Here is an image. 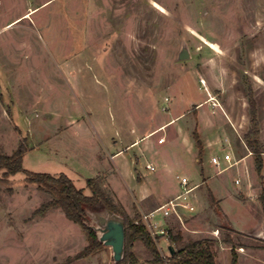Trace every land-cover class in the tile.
I'll use <instances>...</instances> for the list:
<instances>
[{"label":"rangeland","instance_id":"rangeland-1","mask_svg":"<svg viewBox=\"0 0 264 264\" xmlns=\"http://www.w3.org/2000/svg\"><path fill=\"white\" fill-rule=\"evenodd\" d=\"M183 49L189 58L179 60ZM250 95L264 151V0H0V153L23 145L24 170L65 174L85 195L86 180L97 179L113 204L158 236L163 257L211 238L219 264H230L221 243L229 236L239 264H264L247 250L263 244L264 214L237 198L244 171L206 167L227 151L242 155ZM240 164H252L254 180L253 156ZM176 175L198 186L196 212L157 214L165 233L155 235L142 217L177 194ZM24 178L0 183V264H115L104 245L75 259L90 237L60 209L34 216L50 197ZM211 190L228 224L246 233L221 229ZM87 224L96 226L90 216ZM133 251L146 261L140 242Z\"/></svg>","mask_w":264,"mask_h":264},{"label":"trees","instance_id":"trees-1","mask_svg":"<svg viewBox=\"0 0 264 264\" xmlns=\"http://www.w3.org/2000/svg\"><path fill=\"white\" fill-rule=\"evenodd\" d=\"M248 104L250 127L243 139L247 150L253 156L255 172L260 179L261 192L258 201L264 213V182L261 177L264 151L259 141L260 130L258 128L255 101L251 95L249 96ZM194 138H196L198 156L201 157L203 155L202 146L195 134ZM25 153L26 148L23 145H19L10 156L0 153V183H7L8 177L15 174H23L27 183L35 185L39 191L50 197L49 201L43 203L34 211V216L43 217L49 211L60 209L66 219L79 225L85 231L91 239L90 246L82 254L76 256L75 259L82 258L102 247V244L97 241L94 230L86 224L88 221L87 214L107 209L121 216L124 220V255L119 264H219L216 252L218 243L211 238L188 240L182 243L181 247L172 251L169 256L163 257L157 247L156 241L158 238H153L150 235L137 214L132 219L121 208L113 204L111 199L100 188L97 179L89 178L86 180V188L89 190L90 195H85L83 189H78L65 174L61 173L58 176H53L24 170L22 162ZM201 174L202 172L200 171ZM208 199L212 207L219 209L216 200H214L210 192L208 193ZM221 229L226 230L228 233L231 232V229L228 228L221 227ZM169 239L174 245L182 242L181 236H173L171 233ZM259 241L264 244L263 241ZM136 242H140L145 248L147 252L146 261H141L133 251ZM221 243L230 247V264H237L238 256L233 247V240L229 236H225Z\"/></svg>","mask_w":264,"mask_h":264},{"label":"built area","instance_id":"built-area-1","mask_svg":"<svg viewBox=\"0 0 264 264\" xmlns=\"http://www.w3.org/2000/svg\"><path fill=\"white\" fill-rule=\"evenodd\" d=\"M210 163L218 169V173L233 167L235 164L232 161L231 154L229 153L224 154L223 158L212 157L210 159ZM223 163L225 164L222 167ZM146 169L153 170L154 168L150 165H147ZM175 179L179 187L177 194L160 205L156 210L142 217V219L149 224L148 226L150 228L152 227L153 229H156L155 235H161L165 233L164 230H158L157 228V214L161 215L162 220L168 218L181 220L182 214H194L196 212V203L194 201L193 191L196 190L198 186L192 185L190 180L185 176L177 175ZM237 183L238 181H236V184ZM149 233L153 238H158V236H154V234H152L150 231Z\"/></svg>","mask_w":264,"mask_h":264},{"label":"water","instance_id":"water-1","mask_svg":"<svg viewBox=\"0 0 264 264\" xmlns=\"http://www.w3.org/2000/svg\"><path fill=\"white\" fill-rule=\"evenodd\" d=\"M189 58L188 52L183 49L179 56V60H186ZM218 211L220 218L223 220V228L231 229L225 216ZM88 217H92L96 223L95 227L89 226L96 233L97 241L107 246L112 251V258L115 264H118L123 259L124 255V220L121 216L105 209L100 212H90ZM258 239L264 242V227L260 234L257 235ZM172 253V251H170Z\"/></svg>","mask_w":264,"mask_h":264},{"label":"crops","instance_id":"crops-1","mask_svg":"<svg viewBox=\"0 0 264 264\" xmlns=\"http://www.w3.org/2000/svg\"><path fill=\"white\" fill-rule=\"evenodd\" d=\"M225 143H226V141H225ZM225 145V149H226V151L228 150V149H231V145H229V142H228V144H224ZM242 148L244 149V150H242L241 152H242V155L240 156V157H238V158H233L232 157V159H233V162L235 163L234 165H233V167L235 168V167H237L238 168V171H240V169H241V171L243 170L244 171V174H245V186L244 185H242V187L240 188V190L239 191H241L242 193H243V195H244V198L243 199H240L239 197H237L240 201H242V200H246V199H252V201H255V202H257L258 203V206L261 208V205H260V203H259V201H258V197H259V191H260V186L257 184V183H259L260 182V179H259V177H258V175L256 174V172H255V166H254V164H253V169H254V173L256 174V178L255 179H257V180H249L248 179V177H247V170H248V173H249V170H251V166H252V164H240V163H242L243 161H245V160H247V159H251V153L247 150V148H246V146H245V144H244V142H242ZM206 147H208V146H206ZM206 147H205V149H206ZM210 147H213V148H211V149H213L212 150V152L213 151H216V150H218L219 148L221 149V147L219 146V144H216L215 146H210ZM223 150V149H222ZM224 151V150H223ZM227 153H229L228 151H227ZM224 154H226V152L224 153ZM230 154V153H229ZM212 158V157H211ZM241 166H243V169L241 168ZM207 170L208 171H210V172H213V170H212V168H214V166L212 165V164H207ZM232 167V168H233ZM213 175H215V174H211L210 176H208L207 177V183H208V181L211 179V177L213 176ZM249 175V174H248ZM177 176V175H176ZM261 177H262V179H263V182H264V156H263V168H262V172H261ZM236 181H238V184L239 183H241V182H239V180H236ZM236 181H235V183H236ZM212 191V190H211ZM212 193H213V195H214V192L212 191ZM214 198L216 199V202H217V204H218V207H219V209L222 211V209H221V200L220 199H218V198H216L215 197V195H214ZM243 202V201H242ZM244 203V202H243ZM245 203H250L249 201L248 202H245ZM261 210H262V208H261ZM223 212V211H222ZM263 212V211H262ZM264 214V213H263ZM224 216L226 217V215L224 214ZM227 218V217H226ZM230 223V222H229ZM230 227H231V229L233 230V231H238V233H243L244 234V232L246 233L247 231H241V230H238V229H235L232 225H231V223H230ZM263 227H264V218H263V220H262V222H260L259 223V225H258V232H257V235L258 234H260V232L262 231V229H263ZM247 250H249V255L250 256H252L253 257V252L255 253V255L257 254H262V256H264V244H258V245H255V246H249V248H247ZM250 252H252V253H250ZM241 259V258H240ZM237 264H239V263H237Z\"/></svg>","mask_w":264,"mask_h":264}]
</instances>
